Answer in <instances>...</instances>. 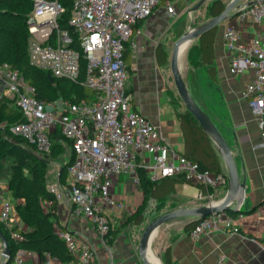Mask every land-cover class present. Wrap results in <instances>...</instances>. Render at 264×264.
<instances>
[{
	"label": "built area",
	"instance_id": "obj_1",
	"mask_svg": "<svg viewBox=\"0 0 264 264\" xmlns=\"http://www.w3.org/2000/svg\"><path fill=\"white\" fill-rule=\"evenodd\" d=\"M161 1L72 0L67 22L70 32L60 26L64 7L58 0H32L25 20L29 32V64L52 78L77 82L81 60H84L81 83L95 92L93 99L37 97L35 86L17 68L0 61V102L11 101L22 117L21 121L9 125L10 132L22 137L40 158L49 154L53 132L69 141L72 159L67 174L71 182L69 185L57 182L48 185L47 190L57 202L67 195L72 215L90 221L100 237L111 228V220L102 213L101 206L118 210L124 207L110 193L114 176L128 172L136 183L138 170H143L152 182L163 177H179L184 183L203 187L208 197L213 190L227 186L225 172L202 169L170 148L158 127L133 107L126 90L124 51L127 42L134 46L130 39L134 26L160 4L168 15L176 12L172 0ZM234 16L239 20L263 21L264 0H255L252 5L242 2ZM221 35L228 51L229 74H250L243 95L264 138V29L247 42L240 40V32L232 24H226ZM51 204V200H45L42 207L48 210ZM13 214V203L2 198L0 221H8ZM11 228L8 227L10 236L20 240L22 236ZM211 231L234 233L238 228L233 216L222 211L199 218L188 236L196 240ZM54 233L73 256L71 260L62 261L49 251L39 255L32 250L18 249L10 264H25L26 256L33 257V264H96L94 246L85 236L59 227H54ZM260 243L264 250V226ZM217 264L241 263L219 258Z\"/></svg>",
	"mask_w": 264,
	"mask_h": 264
},
{
	"label": "crops",
	"instance_id": "obj_2",
	"mask_svg": "<svg viewBox=\"0 0 264 264\" xmlns=\"http://www.w3.org/2000/svg\"><path fill=\"white\" fill-rule=\"evenodd\" d=\"M248 1L250 0H241L239 4ZM235 10L236 8L232 12H236ZM226 24L235 26L240 32V40L247 42L258 31L264 29V20L260 22L239 20L234 15L224 20L217 27L214 39L216 81L208 78L204 65L200 66L204 73V81L211 85L212 91L199 96L201 104H197L215 124L230 148L240 182L244 185L237 211L232 212L234 225L238 231L234 233L211 231L202 234L196 240H190L188 233L191 227L186 229L185 225L192 220L196 222L199 218L180 216L171 219L158 226L150 242L148 260L152 261V257L155 256L159 261L158 264H163V254L167 246L170 247L172 264H217L219 258L241 264H264V250L260 243L264 226L262 205L264 203V138L260 136L256 118L243 95V87L249 79V72L237 76L228 72L226 60L228 51L221 35ZM136 25L130 36L134 46L127 42L124 51L127 64L126 90L130 94L133 107L158 127L169 147L178 154H184V136L177 114L185 113L187 110L173 102L177 90L169 65L172 51L169 42L164 38L165 21L159 13H152L141 21L140 27L136 28ZM158 45H161L166 56L164 64H158L156 60ZM49 79L51 80L52 77L49 76ZM8 104L13 106L11 101ZM53 134L54 132L51 136ZM63 141L67 144L66 140L62 139ZM211 144L221 171L225 172L224 161L212 141ZM226 192L227 186H221L213 190L208 197L203 187L177 180L174 191L168 197L154 199L145 196L139 182H134L131 174L125 172L113 177L110 189L113 200L122 202L124 207L118 210L107 205L101 206L102 213L111 220L110 231L105 236L100 237L90 221L72 215L67 195L58 202L57 215L63 228L79 233L92 242L96 264H143L138 253V242L141 229L148 218L152 220L160 214L178 208L214 204L222 200ZM147 201L150 204L159 202L160 207L146 209L144 204ZM235 202L233 201L230 206L233 207ZM138 210L142 214V221L137 224L135 215ZM239 214L242 216L239 217ZM1 250L2 248H0V264L3 259ZM33 262V257H24L25 264H33Z\"/></svg>",
	"mask_w": 264,
	"mask_h": 264
},
{
	"label": "trees",
	"instance_id": "obj_3",
	"mask_svg": "<svg viewBox=\"0 0 264 264\" xmlns=\"http://www.w3.org/2000/svg\"><path fill=\"white\" fill-rule=\"evenodd\" d=\"M58 1L64 7V12L59 18L60 26L71 32V28L67 22L70 16L72 0ZM224 6L225 4L221 0H213L208 6L207 13L210 17H213L220 13ZM31 8L32 0H0V61L8 62L12 67L17 68L25 79L35 86L37 97L45 99L59 97L71 101L93 99L95 92L81 83L85 71L84 60H81L80 77L77 82L61 78H52L50 80L47 72L29 64L27 49L25 52L26 38L29 35L25 20ZM23 27L25 29L22 32ZM216 31L217 27L199 36L197 46H192L188 53L190 64L192 63L196 66L204 65L208 78L214 82L216 81V68L214 65V39ZM5 34L10 37L11 42L6 39ZM192 51L195 52L194 57ZM156 60L158 64L166 63V56L162 51L161 45L157 47ZM48 93L59 96L51 97L46 95ZM8 102L9 100L7 101L5 99L0 102V122H4L2 126L0 125V147L8 153H16L22 161V169L27 174L26 176H23V174L14 176L12 180L14 183V196L24 198V201L17 206V214L27 229L22 230L18 226H13L11 228L12 231L22 236L20 240H15L10 236L9 229L4 228L0 223V229L6 236L10 248V257L5 264L12 262L13 256L18 249L32 250L39 255L44 251H49L62 261L71 260L73 256L67 252L63 242L54 233V227H63L58 220V202L54 199L53 194L47 190V185L45 184V167L43 166L42 160L34 154L32 147L22 137L18 136L25 141L29 149L13 143L9 139L8 133L12 134L9 130V125L21 121L22 117L19 110L9 105ZM177 116L180 120V126L184 136L185 152L183 155L196 162L202 169H208L212 172H222L216 152L211 144V139L199 126L194 117L188 111L178 113ZM50 138L52 140V146L55 141H61L62 139L66 140L68 146H70L69 141L58 132H54ZM4 157V154L0 155V161ZM71 159L72 156L59 173V176L64 175L65 179L68 175L67 166ZM15 161H17L16 158ZM138 177L140 188L144 195L154 199L168 197L174 191L177 180L181 181L179 177H163L158 181L152 182L143 170H138ZM60 183L70 184L69 181ZM45 200L52 201L48 210H44L42 207V202ZM230 214L233 215L232 212ZM141 221L142 214L138 210L135 215V222L138 224ZM195 223L190 222L185 225V228H192ZM163 264H172L169 246L164 251Z\"/></svg>",
	"mask_w": 264,
	"mask_h": 264
},
{
	"label": "rangeland",
	"instance_id": "obj_4",
	"mask_svg": "<svg viewBox=\"0 0 264 264\" xmlns=\"http://www.w3.org/2000/svg\"><path fill=\"white\" fill-rule=\"evenodd\" d=\"M200 1L201 0H172L176 8V12L173 15H168L165 12V9L162 4H160L157 8H155L151 12V14L159 13L163 17L165 21V30H166V34L164 35L165 36L164 38L166 39L167 42H169V48L171 51L173 49L174 42L178 37L183 35L189 29L195 28L201 25L202 23H204L205 21H207L208 19H210L207 10H208V6L213 2V0H204L201 3ZM221 1L224 4L228 2V0H221ZM197 4L198 6L195 7ZM151 14L149 16H151ZM141 21L137 23L136 28L140 27ZM24 29L25 27L22 28V32L24 31ZM6 39L9 42L12 41L8 35H6ZM28 40H29V35L26 38L25 52L28 46ZM191 41H190L191 45L190 44H189L190 46L188 45V50L186 49V53L182 55L180 59L181 73L183 75V79L185 81V85L189 94L196 101V103L201 104L199 100V96H202V94L204 93H211L212 88L209 83L204 81V73L202 68L198 65L196 66L192 63L190 64L188 60V53L190 51V48L192 46L194 47L197 46L198 38H194ZM21 49L23 48L21 47ZM194 53L195 52H193V57H194ZM46 95L51 97L59 96L57 94L50 95L49 93ZM173 102L186 111L184 104L180 99L179 95L177 94V92H176V97L173 98ZM2 124H4V122H0L1 126ZM8 136L11 142L19 146H24L29 149V146L25 143V141L20 137H18L17 135L8 133ZM3 154L5 155V157L2 159V161H0V197H1L0 202L2 201V198L9 199L14 205V214L8 219V221L6 222L0 221V223L4 226V228H8L9 226L10 227L18 226L21 229L26 230L27 229L26 225L21 221V219H19V216L17 214V206L24 201V198L14 196L13 194L14 183L12 180L14 176H19L21 174H23V176H26L27 174L25 170L22 169L21 167L22 161L16 153H8L7 151H4L0 147V155ZM70 155L71 152L69 146L65 143V141L62 142L61 140V141H55L49 154L40 158V160H42L43 162V166L45 167L46 185H52L57 182L60 183L63 181L68 182L71 180L69 174L66 176L67 181L64 175L62 176L58 175L59 171L65 165ZM15 158L17 159V161H15ZM225 173L227 174L226 171ZM58 176L59 179L57 180ZM144 207L146 209L147 208L158 209L160 207V203L153 202V204H150L147 201L145 202ZM147 220L148 221L143 225L141 232L144 229V227L147 225V223L151 221L150 218H148ZM0 248H2L1 241H0Z\"/></svg>",
	"mask_w": 264,
	"mask_h": 264
},
{
	"label": "water",
	"instance_id": "obj_5",
	"mask_svg": "<svg viewBox=\"0 0 264 264\" xmlns=\"http://www.w3.org/2000/svg\"><path fill=\"white\" fill-rule=\"evenodd\" d=\"M202 1L204 0H201L200 3ZM240 1L241 0H230L225 4L223 10L220 13H218L217 15L211 17L201 25L192 28L185 34L178 37L174 42L170 56V62H169L174 86L186 110L194 117V119L198 122L199 126L209 136L216 150L218 151L222 160L224 161L227 171V177H228L227 192L222 200L214 204L212 203V204L201 205L196 207L178 208L160 214L154 217L151 221H149L142 230L138 242V253L143 264H154L152 261L148 260L147 254L150 252L151 239L155 234L156 229L161 224L178 216H197L198 218H202L211 213H217L222 211H228V212L237 211V205L240 200L244 185L242 182H240L239 174L231 150L228 147L225 140L223 139L220 132L218 131V129L216 128L215 124L189 94L186 85L183 82L182 77L180 76L178 66L176 64V57H177V47L181 41L193 37L198 38L208 30L218 27L220 23H222L226 19H229L232 15H234L237 12V7ZM254 3L255 0H250L246 2L247 5H252ZM197 6L198 4L195 7ZM235 8H236L235 10L236 12H232ZM233 201L236 202L235 205L231 207L230 204ZM193 221L194 220H192L191 222ZM0 241L2 245L1 255L3 258L1 264H5L8 262V259L10 257V248H9L8 240L1 229H0Z\"/></svg>",
	"mask_w": 264,
	"mask_h": 264
},
{
	"label": "bare ground",
	"instance_id": "obj_6",
	"mask_svg": "<svg viewBox=\"0 0 264 264\" xmlns=\"http://www.w3.org/2000/svg\"><path fill=\"white\" fill-rule=\"evenodd\" d=\"M189 30H191V29H189ZM188 30V31H189ZM188 31H186V32H188ZM185 32V33H186ZM184 33V34H185ZM194 38H196V37H193V38H189V39H186V40H183V41H181L180 43H179V45H178V47H177V57H176V64H177V66H178V70H179V73H180V76L182 77V79H183V75H182V73H181V63H180V59H181V57H182V55H184L185 53H186V49L188 50V45L192 42L191 40H193ZM191 41V42H190ZM191 45V44H190ZM189 45V46H190ZM183 82L185 83V81H184V79H183ZM178 217H180V216H178ZM174 218H176V217H174ZM174 218H172V219H174ZM171 220V219H170ZM168 222V221H167ZM152 261L154 262V263H157L158 264V259L154 256V257H152Z\"/></svg>",
	"mask_w": 264,
	"mask_h": 264
}]
</instances>
